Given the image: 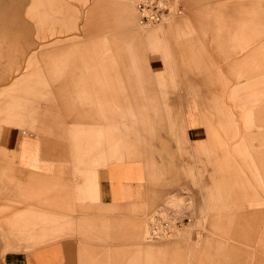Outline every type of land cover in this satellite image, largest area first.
<instances>
[{"label":"rangeland","instance_id":"obj_1","mask_svg":"<svg viewBox=\"0 0 264 264\" xmlns=\"http://www.w3.org/2000/svg\"><path fill=\"white\" fill-rule=\"evenodd\" d=\"M137 1L0 0V264H264V0H179L151 26ZM63 119L70 142L97 126L104 166L144 162L145 204L96 223L28 204L50 188L20 174L18 135ZM156 216L180 225L148 240Z\"/></svg>","mask_w":264,"mask_h":264},{"label":"crops","instance_id":"obj_2","mask_svg":"<svg viewBox=\"0 0 264 264\" xmlns=\"http://www.w3.org/2000/svg\"><path fill=\"white\" fill-rule=\"evenodd\" d=\"M131 34L133 39H138L137 33ZM80 115L85 114L81 112ZM62 123L56 124V127L40 125L39 132L34 128L32 134L24 135L23 132L22 135H18L16 155L20 174L33 178V190L39 189L41 184H46L50 188L48 196L32 197L33 200L28 204L33 209L48 207L52 210L56 209L57 205L60 211V208L66 206L73 211L71 216L67 217L69 220L96 223L119 220L122 211L126 212L136 205L147 202L152 196L151 173L142 160L126 159L121 162H109L104 166L105 150L96 148V140L101 137L98 128L95 129L97 126H92L89 131L83 130L87 127H78L74 130L71 128L70 142L67 136L68 124L70 127L71 124H78V121L70 123L63 119ZM99 129L104 131L102 126ZM198 129L199 126L189 128L193 141L200 139ZM95 172L100 196L98 198L79 196L80 190L88 189L86 184L94 179ZM166 192L167 190L163 193L159 191L158 196ZM45 204L55 207L43 206ZM141 235L137 238L139 243ZM65 246L70 248V252L76 250L74 241L67 240ZM53 247L38 250L43 255L34 257L36 264L51 262L55 257L52 254L59 253V249Z\"/></svg>","mask_w":264,"mask_h":264},{"label":"built area","instance_id":"obj_3","mask_svg":"<svg viewBox=\"0 0 264 264\" xmlns=\"http://www.w3.org/2000/svg\"><path fill=\"white\" fill-rule=\"evenodd\" d=\"M138 21L142 26L158 24L172 16L183 13L179 0H138L136 3ZM190 221V219L188 218ZM175 222V224H173ZM180 225L179 220L156 216L149 224L148 240L158 241L172 233L174 227Z\"/></svg>","mask_w":264,"mask_h":264},{"label":"bare ground","instance_id":"obj_4","mask_svg":"<svg viewBox=\"0 0 264 264\" xmlns=\"http://www.w3.org/2000/svg\"><path fill=\"white\" fill-rule=\"evenodd\" d=\"M135 2H136V0H135ZM135 2H134V5H135ZM135 10H136V8H135ZM137 13V12H136ZM137 18H138V14H137ZM139 22V21H138ZM164 22V21H163ZM139 25V24H138ZM139 27H141V28H147V27H142L141 25H139ZM149 229V228H148ZM148 234V233H147Z\"/></svg>","mask_w":264,"mask_h":264}]
</instances>
